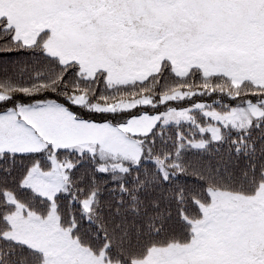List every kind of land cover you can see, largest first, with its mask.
<instances>
[{
    "label": "snow or ice",
    "instance_id": "6c2138e0",
    "mask_svg": "<svg viewBox=\"0 0 264 264\" xmlns=\"http://www.w3.org/2000/svg\"><path fill=\"white\" fill-rule=\"evenodd\" d=\"M0 264H264V0H0Z\"/></svg>",
    "mask_w": 264,
    "mask_h": 264
}]
</instances>
